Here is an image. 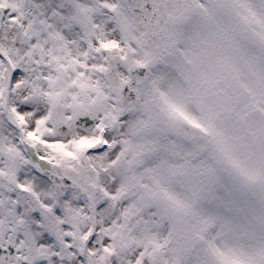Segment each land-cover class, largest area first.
Masks as SVG:
<instances>
[{"label":"snow or ice","instance_id":"obj_1","mask_svg":"<svg viewBox=\"0 0 264 264\" xmlns=\"http://www.w3.org/2000/svg\"><path fill=\"white\" fill-rule=\"evenodd\" d=\"M0 264H264V0H0Z\"/></svg>","mask_w":264,"mask_h":264}]
</instances>
